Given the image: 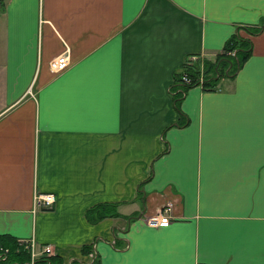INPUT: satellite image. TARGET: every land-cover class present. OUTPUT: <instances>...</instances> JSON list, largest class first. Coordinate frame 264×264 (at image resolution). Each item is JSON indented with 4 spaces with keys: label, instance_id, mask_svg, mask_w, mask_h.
<instances>
[{
    "label": "crops",
    "instance_id": "1",
    "mask_svg": "<svg viewBox=\"0 0 264 264\" xmlns=\"http://www.w3.org/2000/svg\"><path fill=\"white\" fill-rule=\"evenodd\" d=\"M0 234L61 264H264V0H0Z\"/></svg>",
    "mask_w": 264,
    "mask_h": 264
},
{
    "label": "trees",
    "instance_id": "2",
    "mask_svg": "<svg viewBox=\"0 0 264 264\" xmlns=\"http://www.w3.org/2000/svg\"><path fill=\"white\" fill-rule=\"evenodd\" d=\"M248 33L254 34L258 31L259 26H245L244 27ZM250 46V40L245 37H241L239 35H232L231 37L227 38V40L224 42L222 46V50L220 51V55L216 54L214 61H205L202 63V68L205 74L203 75L206 77L205 83H209V80L213 78L215 72L218 70L217 68V59L219 57L224 56L225 54H229V51L232 52L231 56H227L228 58H224L225 61L223 62L224 66H227L228 62H230V67L227 72H233L235 68L240 65V63L244 60L246 55L248 54ZM198 64L196 65L195 61L187 62L185 61L183 63V69L185 70V73L190 78V82L186 84H190L191 82H194L197 75V69ZM219 71V70H218ZM225 72V73H227ZM207 73H209L207 75ZM173 79L175 81H181L180 75L174 74ZM209 79V80H207ZM183 83V82H182ZM113 203H99L96 205H93L92 207H89L85 210V218L89 222H93L97 220L98 218H101L103 216L108 215H116L115 210L108 209L107 206H113ZM110 208V207H109ZM0 246H3L7 249V251L4 253V257L0 258V264H28L29 260V253L27 248H24L16 243L15 238H12L11 236L2 235L0 234ZM82 251H87V246H82ZM33 264H61V259L58 255H45L44 253L38 255L37 257H34ZM83 264V263H81ZM87 264H97V261L92 259Z\"/></svg>",
    "mask_w": 264,
    "mask_h": 264
},
{
    "label": "built area",
    "instance_id": "3",
    "mask_svg": "<svg viewBox=\"0 0 264 264\" xmlns=\"http://www.w3.org/2000/svg\"><path fill=\"white\" fill-rule=\"evenodd\" d=\"M231 53V51H229ZM190 59L192 57H189ZM67 65V59L66 55L64 53L58 54L56 57L50 59L49 66L54 71H59L63 69ZM199 70H201V65L199 67ZM201 77V74L199 75V78ZM180 79L184 83H189L190 78L187 76L186 73H182L180 75ZM54 194L50 192H41L36 193L34 195L33 199V206L35 208H50L54 202ZM171 203L165 202L159 209H157L154 213L146 215L144 217L145 223L149 225H166L171 218ZM16 243L20 246L27 248L29 253V260L28 264H33V259L35 256L45 253L50 254L51 252V246L49 244H43V245H36L34 243V239L32 237L29 238H16ZM7 251V249L3 246H0V258L4 257V253Z\"/></svg>",
    "mask_w": 264,
    "mask_h": 264
}]
</instances>
